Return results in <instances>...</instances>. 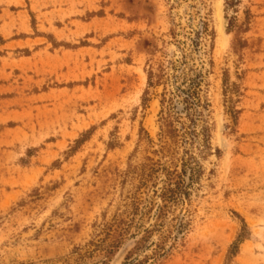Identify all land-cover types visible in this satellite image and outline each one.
I'll return each instance as SVG.
<instances>
[{"label": "rangeland", "instance_id": "obj_1", "mask_svg": "<svg viewBox=\"0 0 264 264\" xmlns=\"http://www.w3.org/2000/svg\"><path fill=\"white\" fill-rule=\"evenodd\" d=\"M145 229L155 264H264V0H0V264H120Z\"/></svg>", "mask_w": 264, "mask_h": 264}, {"label": "trees", "instance_id": "obj_2", "mask_svg": "<svg viewBox=\"0 0 264 264\" xmlns=\"http://www.w3.org/2000/svg\"><path fill=\"white\" fill-rule=\"evenodd\" d=\"M239 0H225V7L228 9H232V12L235 9V6L237 5ZM233 19L234 18H230L228 20V24L230 26H232L233 23ZM170 69H174L177 70V65L176 63H173L170 65ZM157 70H150L149 74H148V85L149 86H157V85H161L164 83H167L168 78L170 77L169 74H166L167 70L166 67H160L159 68V73L156 72ZM163 81V82H161ZM199 82L200 80L197 78L191 79L190 80V84H188L186 89H180V91L182 93L185 94V96L183 97L186 103V107L187 110H194L195 112L197 111V108H203L204 104L202 102L201 96H200V86H199ZM236 88L237 86L235 84H226L225 86V90H224V95L226 98V104H227V111L229 112V114L231 115V117L234 119L235 117V108L233 106V97L235 95L236 92ZM165 92H167V94H170L169 91L166 90L165 88ZM169 92V93H168ZM167 94L164 93L163 95V101L167 102L168 104V109H169V113H170V108H172V106L174 107V103H172V98L171 97H167ZM197 115H200V111H197ZM165 121V128L163 129V136L165 138L168 139H181L184 135V132H182L180 129L176 128L174 126V119L172 118V116L169 117H165L164 118ZM194 136L198 137L200 136L202 139V147L203 148H208L209 147V133H208V129L206 127L202 128L201 131L195 132L194 130ZM183 168H182V172L185 174L187 169H190V177L191 179H193V177L195 176V172H194V168L193 166H191V163L188 161L187 163H183ZM179 176V175H178ZM181 177V175H180ZM171 185V186H168ZM177 183H172V182H168L167 186L164 188V191L162 193V201H166L170 204V206H173L174 204H176L181 200V194L182 196H186V192H182L181 189L179 188V186L177 187ZM181 193V194H180ZM166 203L164 202L163 205H165ZM170 206H164L165 208H170ZM162 207L159 209V215H157V217H160L159 219H162ZM160 223V222H159ZM156 224L155 228L156 230H158V228H161L162 224ZM153 229H145V238L139 239L138 241L134 242V246H133V250L130 253L128 252L126 254V256L124 257L123 262H121L120 264H155L156 261L158 260V258L162 257L165 255V253L167 252V250L165 248H163L162 245L160 244H154V248L153 251L151 253L150 256L146 255L143 259H140L138 256H136V254H134L135 251L140 250L141 248H144L146 246L147 243V236L148 234L151 233ZM249 232H248V228L247 225L245 224V222H242V228L241 231L239 232L236 240L231 243V245L229 246L228 252H227V258H230L237 250L239 244L245 240L248 236ZM152 248V247H151ZM134 254V255H133ZM109 264V263H107Z\"/></svg>", "mask_w": 264, "mask_h": 264}]
</instances>
